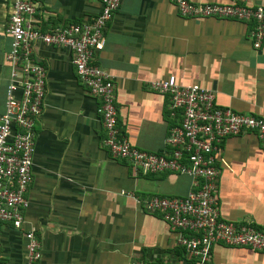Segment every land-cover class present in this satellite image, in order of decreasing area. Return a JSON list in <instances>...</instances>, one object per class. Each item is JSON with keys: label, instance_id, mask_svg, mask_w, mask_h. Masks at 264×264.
<instances>
[{"label": "crops", "instance_id": "1", "mask_svg": "<svg viewBox=\"0 0 264 264\" xmlns=\"http://www.w3.org/2000/svg\"><path fill=\"white\" fill-rule=\"evenodd\" d=\"M227 2V0H188ZM100 0H33L29 24L40 30L85 20ZM248 5L264 0H246ZM9 0H0V113L3 110L10 39ZM248 23L177 14L168 0H121L105 29L94 62L111 77L117 126L128 141L160 152L168 128V97L150 83L173 75L175 83L210 89L218 107L264 118V41L251 48ZM32 57L45 68L43 106L33 122L32 180L21 229L0 224V263L23 264L25 230L40 248L37 264H149L175 250L176 234L136 198L184 196L190 177L162 172L134 174L99 144L98 102L75 79L70 51L36 42ZM220 216L264 228V150L251 133L221 141L215 154ZM205 264H264V253L213 246Z\"/></svg>", "mask_w": 264, "mask_h": 264}, {"label": "built area", "instance_id": "2", "mask_svg": "<svg viewBox=\"0 0 264 264\" xmlns=\"http://www.w3.org/2000/svg\"><path fill=\"white\" fill-rule=\"evenodd\" d=\"M168 1L181 17L248 23L253 50L264 41L263 5H248L246 0ZM120 3L100 0L98 12L91 18L40 30L29 24L35 9L33 0H9L4 29L10 39L5 55L9 71L0 113V224L21 229L28 203L33 122L41 112L45 95V68L32 57V46L38 42L70 51L77 83L98 102L103 133L99 144L110 157L125 162L134 174L170 172L191 178L192 189L184 196L153 194L136 198L130 192H120L131 197L143 212L159 215L176 234L175 250L149 264H205L218 244L264 253V228H257L251 221L237 223L220 216L215 165L219 144L230 136L251 133L264 150V118L218 107L212 90L196 83L178 85L169 75L150 83L154 92L168 97L169 115H179L168 128L166 149L151 152L132 145L117 126L112 79L94 62L104 48L107 23ZM23 237V264H37L40 248L35 234L25 230Z\"/></svg>", "mask_w": 264, "mask_h": 264}]
</instances>
